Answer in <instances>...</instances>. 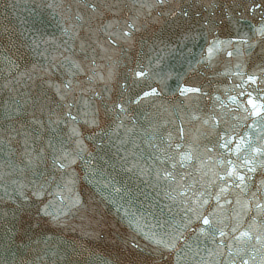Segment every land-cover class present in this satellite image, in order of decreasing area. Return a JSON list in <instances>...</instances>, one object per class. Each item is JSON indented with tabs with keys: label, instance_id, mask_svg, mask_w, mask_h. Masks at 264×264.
<instances>
[{
	"label": "water",
	"instance_id": "95a60500",
	"mask_svg": "<svg viewBox=\"0 0 264 264\" xmlns=\"http://www.w3.org/2000/svg\"><path fill=\"white\" fill-rule=\"evenodd\" d=\"M238 2L167 0L159 5L156 0H0V264H129L133 258L142 264H153L157 259L160 264H177V253L165 252L160 259L143 233L163 235L187 223L188 218L192 223L184 235L189 247L184 246V240L178 244L179 264H228L230 259L240 264L235 255L238 244L233 240L239 233L231 229L237 224L246 229L256 215L254 203L251 211L243 208L253 192L257 199L264 198L258 191L264 180V155L254 151L264 148V121L244 111L251 108L248 92L258 97V102L264 98V91L257 92V86L247 82L248 75L264 72V37L257 31L264 25V16L257 12L241 17ZM91 4L98 5L96 12L87 7ZM146 5L154 6L149 9ZM177 5L187 9L189 17L170 15ZM208 21L212 26L202 27ZM109 33L115 34L116 43ZM242 39L247 42L242 43ZM214 40L232 43L214 48L209 59L208 49ZM73 61L84 72L77 71ZM10 62L18 65L11 74ZM33 65L35 72L31 71ZM139 66L150 68L151 78H134ZM22 72H31L33 80L19 78ZM89 76L94 78L89 81ZM68 80L73 89L61 101L52 85ZM125 83L126 89L122 87ZM147 85L157 88L158 94L139 104L126 103L127 113L119 114L124 124L119 135L127 140L124 148L145 158L152 168L147 178L122 170L112 173L121 189L116 192L104 187L107 175H89L82 162L68 170L54 169L49 139L54 147L63 143L72 151L75 138L69 139L70 129L76 127L88 150L102 155L94 147L98 140L89 139L99 129L85 123L88 117L84 113L98 109L100 126L114 127L118 121L111 111L113 102L121 97L126 102L128 97L148 90ZM183 87H197L200 92L181 95ZM37 94L46 104L43 115L36 112L44 121L42 138L32 131L38 126L30 124L33 108L29 97ZM233 96L236 102L230 99ZM17 100L19 114L11 112ZM67 104L73 105L76 121L67 117ZM49 110L53 120L59 117V124H48ZM181 127L182 133L178 131ZM126 129L131 131L126 134ZM24 132L31 133L27 153ZM241 137L245 143L237 153ZM112 139L116 141L115 136ZM225 141L228 148L221 147ZM177 143L182 145L180 150L174 147ZM156 145L177 160L178 151L191 152L192 159L173 170L171 162L160 164L149 159L161 155ZM245 159L253 160L255 172L244 166ZM229 160L245 175L247 191L236 186L238 180L233 183L230 179L226 197L231 203L222 196L217 205L215 196L224 182L215 174L222 176ZM96 163L106 173L112 172L103 161L97 159ZM157 168L174 171L177 180L183 177V184L193 185L192 191L173 201L168 194H175L177 185L157 180ZM93 179L100 183H93ZM37 185L44 186L39 198L33 194ZM201 192L209 200L203 208L196 204ZM77 195L82 203L74 205ZM182 199L187 202L182 203ZM45 206L47 215L42 211ZM192 207L205 215L214 211L212 219L226 235L221 237L216 231L214 241L213 236L200 234L203 225L188 211ZM129 218L139 220L142 231L136 230L135 222L130 225ZM256 220L258 227L264 224V217ZM133 237L141 246L139 250L129 246ZM253 247L256 259L250 264H260L264 251L254 240L244 258L252 255ZM218 251L223 254L214 255Z\"/></svg>",
	"mask_w": 264,
	"mask_h": 264
},
{
	"label": "snow or ice",
	"instance_id": "6c2138e0",
	"mask_svg": "<svg viewBox=\"0 0 264 264\" xmlns=\"http://www.w3.org/2000/svg\"><path fill=\"white\" fill-rule=\"evenodd\" d=\"M167 2V0H156V3L159 5H164ZM154 5H146L149 9L153 7ZM87 7H90L93 12H96L98 10V5L91 4L87 5ZM209 7H214V5H209ZM237 9L239 10V15L241 17L244 16L245 13H257L259 12L261 16H264V0H239V2L236 4ZM173 17L176 16H183L185 18L189 17V11L187 9L180 8L179 5H177L176 10H173L169 13ZM231 18V16L229 17ZM79 19V18H78ZM207 26L211 27L212 22L208 21L206 25H202V27ZM108 27H111V24L108 25ZM131 27V26H130ZM259 34L264 37V25H262L259 29H257ZM65 32L67 33L68 30L65 29ZM115 34L109 33V38L111 39L112 43H116V40L113 38ZM123 35L128 36L130 33H124ZM242 43H246V39L241 40ZM35 43V41H34ZM232 41H216L214 40L212 42L213 46L208 49L209 53V59L211 58V54L213 53L214 48H218L221 44H231ZM38 47V45H37ZM229 56L232 55V52L229 51L227 53ZM66 59H70L67 58ZM75 69L79 72H84V69L81 67V65L75 61L72 62ZM239 67V66H238ZM18 65L15 64V62H10V73L12 69H17ZM32 72L36 71V66L33 65V68L31 70ZM43 71L47 72V69H43ZM151 69H145L143 66H139L138 70H135L133 72V76L143 79H149L150 77ZM75 75V73H73ZM27 77V80H33V76L31 72H22L19 73V78ZM94 77L89 76L88 79L91 81ZM17 82H19V79H17ZM247 82H250L252 85H256V91L261 92L264 91V72L260 76H257L255 73L247 76ZM55 87L57 94L59 95V98L61 101H65L67 99V95L71 94V91L73 89L72 81L68 80L64 82L62 85H52ZM123 88H127V83L122 85ZM148 90H142V94H137L135 97H128L127 101L125 102L124 98L121 97L120 99L113 102V106L111 111L116 113V120L118 122H115V126L109 125L108 127H101L100 126V118H99V110L96 109L95 111L90 110L89 112L84 113L85 116L88 117V119L85 121V123L94 126L95 128L99 129V131L94 135L89 137L90 140H98V142L94 145L97 153H102V155H94L92 151L88 150V146L84 143V140L81 138V133L76 127H72L70 129V136L69 139H74L75 148L72 151L67 150L63 143L60 147H54L52 144L51 139H49L47 143V147L52 149L53 152V158L52 163L53 167L56 171H64L71 169L74 165H77L78 161L83 163L84 168L87 170V173L89 175H92L95 177L97 174L104 176L107 175L109 178L103 181V185L105 188L111 187L113 191L119 192L121 189L119 187H116V184L119 183V181L116 180V176L112 175V173H119V171H123L126 173H130L132 175H136L138 177L147 178L149 174L152 172V168H150L147 163L145 162V158L138 154L134 150L125 149L124 145L127 144V140L124 138H121L119 135V130L124 127L123 121L119 119V114L121 113H127V104H139L141 101L147 97L155 96L158 94V89L155 87H152L151 85H147ZM200 92V89L197 87H183L180 89V94L185 95L186 93H198ZM96 95H99V93H95ZM244 94V93H241ZM27 95V94H25ZM247 96L249 97L247 99V104L251 105V108H244V111L248 113L250 116H256L260 117L261 121H264V98H259L260 102H258V97H254L251 92L247 93ZM219 99V98H217ZM230 99L233 102H236V97H230ZM29 100L31 101V106L33 108V111L29 114L31 116L30 124L36 125L38 127L33 128V132L36 133V136L38 138H42L41 130L44 128V121L41 120L36 116V112L39 111L41 115L44 114L46 104L42 97V95L37 94L35 97H29ZM28 101H25L27 103ZM20 102L17 100L15 101V107L11 109V112H15L17 114L20 113ZM85 106H88V102L85 101ZM68 111H67V117L70 118L72 121H76L77 117L72 114V104L66 105ZM243 107V105H242ZM11 112L8 114V118H12ZM53 113L51 110H49V116H48V124H59L60 119L57 117V119H52ZM25 125L21 124V128H24ZM12 131H16V129H13ZM131 129H126L125 132H130ZM179 132H183V128L178 129ZM19 134V133H18ZM31 135L30 132H24L23 136L25 138L24 146H25V152H28V137ZM116 137V141L112 139V137ZM105 138H107V142L105 143ZM169 140H171V133H169ZM232 139H235V137H232ZM11 141H9L10 143ZM245 143V140L243 137L240 138V144L236 146V152L239 153L240 147L242 144ZM137 146L134 144L133 149H135ZM152 147V145H150ZM157 151L161 153V155H152L149 157V159H152L153 162L158 161L160 164H164L166 161L171 162V168L175 170L179 165H184L187 161H190L192 159L191 152H184V151H178L179 160L176 159V157L169 156L167 154V149H161L159 145L155 146ZM169 148L173 147V145L170 143L168 145ZM174 147L177 150H180L182 148L181 144H175ZM223 148H228L229 143L225 141L221 145ZM112 149H115V151H112ZM35 149H33L34 151ZM255 152L264 155V148H256L254 149ZM43 152V149H41V153ZM85 155L87 156V159H85ZM105 156H108V159H105ZM97 159L100 161H103L104 164H107L109 168H111V173H106L105 169L99 167L96 163ZM109 161H114L113 163H110ZM29 164L32 163V160L29 159ZM262 166H264V161H261ZM228 167L225 169L224 174L221 176L218 173L215 174V177L223 181V186H220L219 192L215 196V200L217 202V205H219V202L221 200V197L223 196L225 198L226 203H231V201L227 200L226 194L229 191L228 183L229 180L232 179L233 183L235 181H239L238 184H236L237 187L241 188V191H247V184L245 183L246 177L245 175L241 174L237 170V165L233 164L231 160L227 161ZM119 166V168L117 167ZM244 166H248L249 172H255L256 168L253 164V160L251 159H245ZM155 177L157 180L165 179L169 182H175L177 187L174 190L175 194H168L169 198L175 201L178 197L184 198L187 197L188 192L192 191L193 185H185L183 184V177L180 180H177L176 174L174 171H170L166 168L161 169L157 168L155 169ZM55 177H53L54 179ZM71 182V181H70ZM93 183H100V181H96L93 179ZM15 183V181H14ZM66 186V185H65ZM261 188L258 189V191L264 193V180L261 181ZM21 188H23V185H20ZM7 191V189H5ZM44 192V186L43 185H37L34 191V195L36 197H40L43 195ZM23 194V193H21ZM193 195L195 196L196 193L193 192ZM205 197V193L201 192L199 193V196L196 199V204H198L201 208H203L205 205L209 204V200ZM203 198V199H201ZM190 199V198H188ZM182 203H186L187 200L182 199ZM74 205L81 204V200L79 195H77L73 201ZM237 204H240V200H236ZM254 203L255 207V213L256 215L252 217V221L249 224V226L246 229H242L240 224H237L235 227L231 229L233 233H239L238 235H235L233 237V240L237 242L238 247L235 249V255L240 259V264H250V260L254 261L256 259V249L253 247L252 255L249 258H244V254L246 253L247 246L251 244V242L254 240L256 244L260 245V249L264 251V224H261L259 227L257 226V216L264 217V198L257 199V194L253 192L251 194V199L244 202L243 208L246 211L252 210V205ZM42 211L47 215L49 214L47 211V206H45ZM188 211L195 213V219L197 221H201L202 225L199 227V233L203 234L205 236H213V240L215 241V237L213 235L214 232L218 231L219 235L221 237L225 236L226 233L223 230V228H217L216 222L212 219V217L215 215L214 211L208 212L207 215H205L203 212H198L196 208L192 207L189 208ZM125 215H127V212H125ZM239 215V213L237 214ZM133 222H135L136 230L142 231L141 225L139 220L133 221L132 218H129V224L131 225ZM192 219L188 218L187 223L180 225L179 227H174V229L170 232H166L163 235L157 234L155 232H146L143 233L144 238L150 242V244L154 245V251L156 252L157 256L160 259H163L164 253L168 252L169 254H172L173 252L177 253L176 259L177 264H179L180 256L178 253L181 251L180 248H178V244L181 240H184V246L189 247L187 244V240L184 235V229L188 228L189 225H191ZM127 243V242H126ZM221 243H223L221 241ZM129 246L133 250H139L140 244L135 241V237H133L131 243ZM219 248V245H218ZM232 245H229V253L228 255L231 257L233 255V252L231 251ZM222 252L214 253V255H222ZM129 264H142V262L138 259L133 258L129 261ZM153 264H160V260H154ZM228 264H236L235 259H230L228 261ZM260 264H264V256H262L260 260Z\"/></svg>",
	"mask_w": 264,
	"mask_h": 264
}]
</instances>
